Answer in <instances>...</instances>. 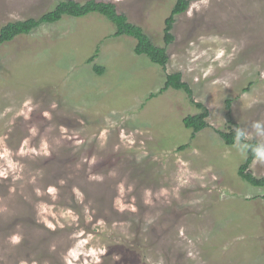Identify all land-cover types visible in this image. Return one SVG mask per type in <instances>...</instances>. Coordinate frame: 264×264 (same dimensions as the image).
I'll use <instances>...</instances> for the list:
<instances>
[{"label":"rangeland","instance_id":"rangeland-1","mask_svg":"<svg viewBox=\"0 0 264 264\" xmlns=\"http://www.w3.org/2000/svg\"><path fill=\"white\" fill-rule=\"evenodd\" d=\"M59 1L0 0V27ZM105 1L164 45L176 0ZM189 2L166 68L99 13L0 45V264H264V187L238 174L243 139L217 131L264 150V0ZM173 72L191 98L162 91ZM191 99L209 111L195 137Z\"/></svg>","mask_w":264,"mask_h":264},{"label":"trees","instance_id":"trees-1","mask_svg":"<svg viewBox=\"0 0 264 264\" xmlns=\"http://www.w3.org/2000/svg\"><path fill=\"white\" fill-rule=\"evenodd\" d=\"M189 5V0H176L169 16L165 20V43L162 46L157 45L141 26L130 22L127 15L118 10L116 3L105 0H86L84 2H78L76 0H60L52 10L45 12L38 18L29 17L26 19L10 21L0 27V45L10 42L20 35L31 33L43 23H55L65 16L84 17L91 13H99L115 25V36L127 35L136 39V45L134 48L136 54L146 55L152 63L166 68L169 60L167 48L175 39L173 28L176 17L184 13L189 8ZM97 54L98 53L95 52L88 59V62L93 63V69L97 74H103L105 71L104 67L95 62ZM169 88L183 90L188 93L190 98L193 94L190 85L182 80L181 72L167 74L162 91ZM191 102L198 109V112L184 117L183 123L185 127L192 130L191 137H195L198 132L209 127V123L207 122L209 111L204 103L195 101L194 99H191ZM228 106H230V102H228ZM234 125L237 126V124ZM237 130L243 133L238 128H232L230 131L217 129L227 145H233L236 142ZM243 135L244 134H242L240 138L243 139L246 144L247 156L244 162L239 166L238 174L243 180L251 185L264 187V176L257 177L250 170L251 163L254 160V150H261V146L256 140H245ZM187 146L188 144H183L180 147L184 148Z\"/></svg>","mask_w":264,"mask_h":264},{"label":"clouds","instance_id":"clouds-1","mask_svg":"<svg viewBox=\"0 0 264 264\" xmlns=\"http://www.w3.org/2000/svg\"><path fill=\"white\" fill-rule=\"evenodd\" d=\"M189 14H191V13H189ZM222 55H223V52L220 51V52L218 53V55H217V59H219L220 56H222ZM262 126H264V121H259V120H258V121H254V122H253V127H254V128L259 129V128H261ZM242 134H243V133H241L239 130H237V136H236V141H237V142L239 141V138H240V136H241ZM253 157H254V163H259V164H261V165H264V150H258V149L254 150ZM88 254H89V255H92V256L95 258V264H100L99 257H97V256L95 255L94 252H89ZM85 264H89V262L86 260V261H85Z\"/></svg>","mask_w":264,"mask_h":264}]
</instances>
